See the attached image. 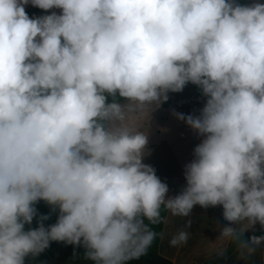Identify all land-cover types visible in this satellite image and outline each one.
Segmentation results:
<instances>
[{
  "label": "clouds",
  "instance_id": "9594fccd",
  "mask_svg": "<svg viewBox=\"0 0 264 264\" xmlns=\"http://www.w3.org/2000/svg\"><path fill=\"white\" fill-rule=\"evenodd\" d=\"M28 5L61 11L30 17ZM189 83L203 107L172 114L200 142L170 196L143 162L148 134L120 122ZM197 205L222 206L224 238L244 220L264 230V3L0 0V264H25L51 242L128 264L152 245L162 208L184 218ZM191 223L171 246L188 242ZM262 242L240 246L252 254Z\"/></svg>",
  "mask_w": 264,
  "mask_h": 264
},
{
  "label": "crops",
  "instance_id": "0c3cea01",
  "mask_svg": "<svg viewBox=\"0 0 264 264\" xmlns=\"http://www.w3.org/2000/svg\"><path fill=\"white\" fill-rule=\"evenodd\" d=\"M253 0H246L245 4ZM264 3V0H256ZM30 17L50 14L52 11L60 13L59 9H51L48 12L28 5L26 7ZM169 99L163 102L159 108L154 110H135L126 112L122 125L133 131H143L149 136L147 154L144 163L152 165L156 174L169 186L168 195L178 194L185 186L184 166L193 159V149L200 142V137L188 127L183 121L177 120L172 114L173 110L184 114H199L204 101L199 94L191 87L190 83L180 93H169ZM120 103H127L126 100ZM39 213L46 214L47 205L40 201L37 205ZM222 206L201 208L194 206L189 217H174L168 210L158 246L159 255L171 264H205L216 258L218 253H225L234 242H242L252 235L261 236V226L257 223L251 226L250 222L244 220L234 225L236 237L224 238L220 235V228L227 225L222 216ZM191 226L188 228L189 240L180 246H171L169 241L174 235L185 227L188 220ZM238 237V238H237ZM241 243L222 262V264H264V242L256 247L252 254L242 248ZM69 253L78 256L87 264H94L93 261L84 258V248L67 245Z\"/></svg>",
  "mask_w": 264,
  "mask_h": 264
},
{
  "label": "trees",
  "instance_id": "16d2710c",
  "mask_svg": "<svg viewBox=\"0 0 264 264\" xmlns=\"http://www.w3.org/2000/svg\"><path fill=\"white\" fill-rule=\"evenodd\" d=\"M237 2L241 4H245L246 0H237ZM31 13V12H30ZM28 13V15H30ZM191 87L199 94V96L204 101V98L200 94V90L197 86L191 84ZM109 100H111V97H109ZM117 100L119 102L123 101V98H120L117 96ZM46 204V202H45ZM47 205V204H46ZM37 207V206H36ZM48 208H46V214H49L51 209L50 206L47 205ZM39 211V208H37ZM167 209L162 208L161 210V222L156 225H150L152 230L157 234L155 240L153 241L152 245L147 250V253L143 256H141L137 260L129 261L128 264H171L166 259L162 258L158 253V246L162 235V230L165 222ZM57 219V213H53L51 215V218L47 221H45V226L49 224H53L56 222ZM147 223V221H146ZM36 219H34L31 226L26 225L25 228L27 230L28 227H36ZM259 234H264V230L259 232ZM248 239V238H247ZM245 239V240H247ZM243 240V241H245ZM242 241V242H243ZM242 242H234L230 245L228 250L218 258L205 263V264H222V262L232 253V251ZM25 264H87L83 260H81L78 256L69 253L67 250V245L63 242H51L50 247L46 249L43 253H41L39 256L33 258L31 256L27 257L25 260Z\"/></svg>",
  "mask_w": 264,
  "mask_h": 264
}]
</instances>
